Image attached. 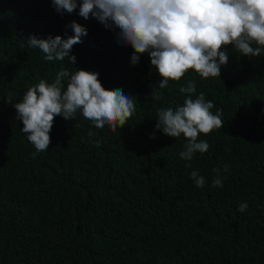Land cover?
<instances>
[{"label": "trees", "instance_id": "trees-1", "mask_svg": "<svg viewBox=\"0 0 264 264\" xmlns=\"http://www.w3.org/2000/svg\"><path fill=\"white\" fill-rule=\"evenodd\" d=\"M72 21L88 33L72 48L74 65L46 61L20 41L66 38ZM225 50L220 77L189 70L152 101L160 77L149 55L133 65L134 50L117 43L115 30L78 9L61 16L51 0H0V264H264V50L250 58ZM61 67L98 72L105 89L134 97L135 112L116 132L90 129L80 113L57 116L49 148L36 153L6 98L20 102ZM190 80L193 98L203 93L224 125L200 134L209 149L188 168L179 155L185 138L155 124L161 107L183 105L179 88ZM225 165L223 187H212L213 169ZM193 170L205 177L202 188Z\"/></svg>", "mask_w": 264, "mask_h": 264}, {"label": "clouds", "instance_id": "clouds-1", "mask_svg": "<svg viewBox=\"0 0 264 264\" xmlns=\"http://www.w3.org/2000/svg\"><path fill=\"white\" fill-rule=\"evenodd\" d=\"M51 6L61 16L78 9V15L85 20L92 17L106 29L115 30L117 43L134 50L133 65L147 53L160 77L157 87H152V101L162 99L159 89L166 88L170 81H180L189 70L203 79L220 77L221 68L228 64L229 52L225 50L228 46L249 58L260 57L264 50V0H51ZM67 27L73 35L66 38L28 35L20 41L29 48L39 49L46 61L67 58L74 65L76 57L71 54L72 48L82 43L81 38L88 33L76 21ZM98 77L95 71L76 69L72 73L61 67L53 82L41 79L24 92L20 102L6 98L22 121L20 131L36 153L49 148L50 131L57 116L74 120L80 113L90 129L107 126L116 132L126 126L135 112L134 97L122 89H105ZM179 92L186 97L183 105L175 110L161 107L155 129L169 137L185 138L187 142L179 155L189 162L186 167L191 168L193 156L203 155L209 149V144L199 139L200 134L207 136L222 129L224 121L220 110L213 114L214 104L206 101L203 93L193 98L194 80L181 86ZM87 135L93 137L96 133L89 130ZM152 138H156L155 133ZM95 147H101L99 141ZM228 170L227 165L213 169L212 187H223L222 172ZM190 178L197 188L205 185V177L197 170L190 173ZM247 208L246 202L238 205L240 212Z\"/></svg>", "mask_w": 264, "mask_h": 264}]
</instances>
